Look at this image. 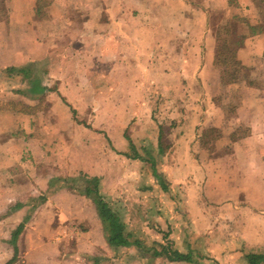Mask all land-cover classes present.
<instances>
[{
  "label": "crops",
  "instance_id": "1",
  "mask_svg": "<svg viewBox=\"0 0 264 264\" xmlns=\"http://www.w3.org/2000/svg\"><path fill=\"white\" fill-rule=\"evenodd\" d=\"M15 1L10 0L13 9L5 20L9 32L12 28L20 30L14 35L22 40L23 29L33 22L35 0H22L19 7ZM248 2L76 3L69 19L74 32L57 33L53 51L40 44L38 57L46 55L48 61L42 73L55 81L57 97L51 99V107L46 112L44 108L36 110L39 107L28 112L11 110L6 100H11L16 87L0 84V264L61 263L65 259V231L72 228H78L76 234L81 235L99 232V245L82 247L95 255L111 256L114 251L133 249V244H109L93 202L66 184L65 178L79 171L98 178L99 191L112 209L115 205L123 207L120 213L115 212L131 241L147 243L149 238L123 217L135 220L149 215L167 221L163 235H169L174 248L181 252L198 248L205 260L215 264H250L249 255L255 254L261 259L252 260V264H264V24L243 35L235 50L238 66L231 82H224L222 67L215 61L217 36L211 25L213 11H220L228 19L244 16L255 24ZM46 7L51 19V14L59 18L61 10L72 6L67 0H53ZM3 24L6 26L0 21V27ZM33 33L39 35L37 27ZM25 47L21 44L12 53V64L27 69L35 59L33 50ZM31 79L28 89H19L27 95L20 100L28 108L49 86L40 83L41 79ZM86 88L93 91L89 106L101 96L96 92L99 90L109 109L111 105L119 107L118 111L104 113L103 124L92 122L91 112L87 120L81 119L84 124L75 119L78 103L66 90ZM174 106H181L179 113ZM155 109L160 116L157 120L153 118ZM208 125L218 130L216 148L210 149L211 157L197 161L195 140ZM96 130L100 131L105 154L99 156L101 160L97 158ZM75 131L83 135L82 151L73 147L79 140ZM204 149L208 151H201ZM134 154L140 158H133ZM156 154H160L159 159ZM131 165L138 171L130 170ZM113 167H119L118 172L104 173V169ZM152 167L159 173L163 188ZM115 173L126 178L128 187L135 179L141 180L142 189L159 186L169 191L181 184L183 210L176 209L172 194L163 195L167 197L164 212L156 207L157 198L149 211L145 192L139 199L115 197L116 190L107 182L117 177ZM188 186L199 190L193 200L201 203L196 213L188 207ZM175 218L179 224L173 223ZM18 226L20 231L13 239ZM167 246L171 248L169 243Z\"/></svg>",
  "mask_w": 264,
  "mask_h": 264
},
{
  "label": "rangeland",
  "instance_id": "2",
  "mask_svg": "<svg viewBox=\"0 0 264 264\" xmlns=\"http://www.w3.org/2000/svg\"><path fill=\"white\" fill-rule=\"evenodd\" d=\"M36 1L39 2L41 5V11H40L41 17L39 16L40 14H37V18L31 23V26L27 27L28 29L27 28L23 29L22 40L21 38L19 39V36L14 35L16 31H20V30L16 28L15 30H13L12 28L11 32H9V30L7 29V24H6L7 21L3 18H0V21L6 24V26L3 24L4 27L3 25L0 27V84L4 86L6 85L7 87L8 86L11 87L15 85L16 87L13 90L15 92H13V94H10L11 100H8L9 98L6 100L9 103V106H7V108H10L11 110L19 108V109H23V111L25 112H28V111H33L35 108L39 107L36 110H39V109L43 110L44 108L45 110L43 112H46L49 109V106L51 107L50 105L51 99L53 97H57L55 87H54L55 81L53 78H50L49 76H45V73H42L43 68L47 67L48 61L46 59V55L41 58L38 57L40 50H42V48H40V44L43 43L45 49H47L48 47L49 50L53 51L55 50L54 49L55 43L53 40L55 39L56 37L55 35L57 33H62L63 31L74 32V29L73 30L70 29L72 22L69 21V19L73 17L74 15L73 12L75 9L74 6H76V3L80 0H67L68 5H71L72 7H67L66 10H61L59 14V18H57L55 16V13L53 12L54 14H51V17H52L51 19H49V16L47 12L45 11V9L47 8L46 7L47 5L44 6L43 4L47 3L48 1L51 2L53 0H36ZM229 1H231L232 3L234 0H229ZM248 1L249 2L247 5L250 4V7H248V9L249 8L251 9L249 10L250 17H258L262 19V22L259 25V27H261L264 24V0H248ZM1 2L2 0H0V5H1ZM82 2L83 4H86L87 0H82ZM3 13L0 14V17H3ZM211 15H213L212 17L214 19V20H211V25H213L214 32L217 36L218 49L221 50L224 55H230V52L234 50L235 48V45H236L235 41L240 40V38L250 30L244 24V19H249V18L240 16V18L238 19L237 18L228 19V18H225V16L222 13H220V11L219 12L213 11L211 12ZM67 18L68 20H66ZM41 20H44V21H42L41 23ZM34 26L37 27L40 38L38 37L39 35L37 37L34 36V33H33L35 30ZM259 27H256V29H258ZM35 41L39 42V44L35 45L33 43ZM21 44L23 46L25 45L26 47L28 46V49L33 50L35 61L32 62L30 67H27L26 69L27 73H31L30 76H28L27 74L25 76L22 73H18V71L16 72L15 69H17L19 66H14L12 64L14 60V56L12 53L17 51L19 45L21 46ZM21 67L22 66H20L19 68ZM7 73L10 74V78L7 77ZM31 78H36L38 80L41 79L40 83L42 81L44 83L47 82L49 86H48V89L42 93L41 97H39L40 100L36 102H33L32 100L33 104L30 105L31 108H28L29 106L24 104L23 100H20V98L27 99V95L23 94L21 90H24L26 88L28 89V87L31 85L30 84V81L32 80ZM66 91H67V94L70 97L73 96L75 98V101H77L78 103L77 110H74L75 111L74 114L78 115L77 118L75 117V119L77 123L79 124H84L85 120H87L89 117V112H91L92 114L90 115L91 121L92 122L95 121L96 125H100V124H103V118L105 117L104 113L109 114V112L113 113L114 110L116 111L119 110V107L117 105H111L110 109L108 106L105 105L104 103L105 99L103 98L102 91H99V90L96 91L97 93L101 92V96L97 98L95 100V103L91 104L90 106H89L90 102L93 101L91 97L93 96V91L91 89L89 90L86 88L82 90H73V91L66 90ZM177 92H178L177 99L180 101L179 97H181L180 94L182 93V90H179ZM69 96L68 98H70ZM3 97L7 98L6 95H3ZM14 97H16L15 102H14ZM89 107L91 109L94 107V110L92 111L89 110L90 109ZM174 107L176 108L177 113H179L178 109L181 108V106L180 107L174 106ZM94 114L96 117L95 119H93ZM153 115H154L153 118L155 120L160 118L156 109ZM166 115H169L168 112ZM81 119H85V120H81ZM169 119L171 121L172 119L171 116ZM167 124L168 126H170L169 122ZM79 126L81 127V125ZM172 126L175 128L176 124H172ZM210 129L211 127L209 125L203 128L202 136L200 135L197 136V139L195 140L196 150L194 154H195V158L197 161H200V160L204 161L207 159V157H211L210 148L212 145L214 147H212L211 150H214L216 148L217 139L214 140V135L216 133L215 131H212V130L210 131ZM75 132L76 134L79 135V140L75 146L73 145V147L76 151H82L83 149H85V144L83 143L84 140H80V139H83V135H80L78 131H75ZM100 136H101L100 131L96 130L95 145H96L97 158L99 160H101L99 156L105 157V154H103V144L101 143V139H99ZM64 148H65V144H64ZM203 148L208 149V151H205V149L204 151H201ZM142 156L146 157L147 155L142 154ZM159 156L160 154H156V158L159 159ZM128 168L134 171L137 170V167L134 165H131ZM118 170H119V167H113L111 169L106 168L104 169V173L110 175L109 173L111 171L118 172ZM115 175H117L116 178L110 177L107 179V182L109 183L112 190L114 189L116 190V192L113 194L115 197H118L119 199L121 197L125 199H131L132 197H137V199H139V197L141 198L140 195H142L143 192H145L146 195H148L147 199L150 200V203L148 206V208L150 209L149 211H151L152 209V203H153L152 201L155 198H157L159 202H158V205H156V207H158L162 212H164L162 209V206H165V199L167 198L166 196L167 194H172L176 198V202H175L176 209L178 211L183 210V209H180L181 208L180 205L181 203H183V201L181 200L179 191H182V192L184 191V189L181 190V184L177 185L174 188H170L169 191L163 190L159 186L158 188L151 187L148 189H142L143 184L140 179L133 180V184H130L128 187V185L125 184L126 178L121 177V174L118 175L115 173ZM85 176H89V175L82 173V171H79L75 175L65 178V182L70 187H73L76 191H79L82 185V181H83L82 178H85ZM146 177H149V175H147ZM146 181L147 180H145L144 183H147ZM127 189H129V191L126 192L125 190ZM187 189H189L188 196L191 199V204H192V206L191 204H188V207H191V210L196 213L200 210L201 203H197L193 200L195 199V197L199 196V193H198L199 190L197 188V190L195 191L193 189H190L189 186ZM164 194H166V196H163ZM183 205L185 206V204ZM170 206L171 208L173 206V203L171 202V200H170ZM114 207L115 209L113 210L116 212L118 211L120 213L123 210V207L121 208L117 205H115ZM125 208L127 207L124 206V209ZM153 208H155V206H153ZM123 218L125 220L128 219L127 220L128 223H131L133 221L135 226H138L140 230H144V234L147 235V238H149L148 242L145 243L143 240L140 239L142 241V245L140 247L134 246L133 249L129 251H124V252L114 251L111 254V256H109V254H105L106 256H103L102 254H100L101 256H98V255L93 254V252L90 249L88 250L82 249V247L85 246V244H90L92 246L99 245L97 243L99 241V238L101 239L99 232L93 231V233H91L90 235L88 234L81 235V234H75L74 229L73 230L70 229L69 231L66 230L67 233L65 236H67V239L64 240V243H65L64 258L65 259L61 263H58V264H104V262H107L106 264H193V263L183 262V261H181V263H175L174 261L170 260L171 261L170 262L168 261V259L165 257L164 254L153 255V251L160 250L162 246H165V245L167 246L168 243L170 244L171 249H175L174 242L173 240L169 238V235L168 236L167 234H165V236L163 235L168 227L167 221H163V218L162 219L161 218H150L149 215L147 216L146 219H143L142 217L136 218L135 220L131 218H127V217H123ZM172 221L173 223H178V224L180 223L178 218L172 219ZM153 222L155 223V225H152V227L149 226ZM140 225H142L144 229H142ZM170 225H172V223ZM131 227H133L131 229H135L133 225H131ZM155 237H158V238H155ZM193 237L195 238L194 243L198 244L199 243L198 238H196L195 236ZM78 247L81 249L77 250ZM101 252H103L102 248H101ZM191 253H192L193 259L199 264L213 262V261L205 260L204 257L201 256L198 248H196V250H194V252H191ZM72 254H75V255L73 256ZM96 257L98 261H94Z\"/></svg>",
  "mask_w": 264,
  "mask_h": 264
},
{
  "label": "trees",
  "instance_id": "3",
  "mask_svg": "<svg viewBox=\"0 0 264 264\" xmlns=\"http://www.w3.org/2000/svg\"><path fill=\"white\" fill-rule=\"evenodd\" d=\"M9 2L10 0H2L1 5H0V14H2L3 12L4 13H3V17H0V18L9 20L10 12H11L10 10L13 9L10 6ZM21 2L22 0H16L15 6L19 7V4ZM48 3L49 1L47 3H44L43 5L46 6ZM40 11H41V5L39 2L35 0V3L33 4V11H32L33 19L31 21L36 20L37 14H40L39 16L41 17ZM257 19L258 18L255 17V20H256L255 24H252L254 22H250L249 20L244 19V24L246 27L250 29L249 31L251 32L256 31L257 30L256 27H259L260 23H259V19L258 20ZM260 28L261 27H259V29ZM242 38L243 36L240 38V40L235 41L236 42L235 48L234 50L230 52V55H224L223 52L218 49V44H217V53H216L215 61L217 62V64H219L222 67L223 74H224L223 75L224 82H231L234 78V72L238 66V63L235 60L234 54H235V50L237 46L241 44ZM15 70L23 74L26 72L25 67L17 68ZM32 84L34 85V83ZM211 130L215 131L216 133L214 135V140L217 139L218 137L217 135L219 134L218 130L214 127H211L210 131ZM212 147L214 146L212 145L211 148ZM136 157H139V155L134 154L133 158H136ZM151 163L153 162L151 161ZM152 168H153L154 176L157 178V180H159V183L161 184L163 188L164 184L162 183V179L159 173L156 171L155 167H152ZM82 179L83 181H82L81 188L79 189V192L85 195L86 197H88L95 205L97 215L99 219L101 220L103 230L106 235V239L108 243L111 245H115V246L133 244L137 247H140L142 245V241L140 239H134L132 241L129 239L128 237L129 235L125 232V224L123 223L119 215L105 201L104 196L100 193L99 186H98L99 185L98 178L96 176H85V178H82ZM19 231H20V227L18 226L15 233H13V239L16 237ZM158 254H164L165 257L171 261H183V262H189L193 264H199L193 259V256L190 250L186 252H181L177 249L168 248V246H162L160 250L153 251V255H158ZM260 257H261L260 255L250 254L249 255L250 264H252V260L254 261V259L256 260L261 259ZM205 264H215V263L209 262Z\"/></svg>",
  "mask_w": 264,
  "mask_h": 264
},
{
  "label": "built area",
  "instance_id": "4",
  "mask_svg": "<svg viewBox=\"0 0 264 264\" xmlns=\"http://www.w3.org/2000/svg\"><path fill=\"white\" fill-rule=\"evenodd\" d=\"M74 229V231H75V234L76 233H78V228H72V230ZM65 233H67L66 231H65Z\"/></svg>",
  "mask_w": 264,
  "mask_h": 264
}]
</instances>
